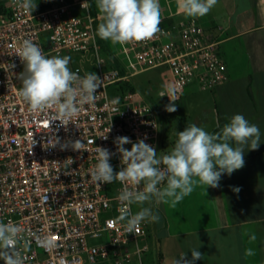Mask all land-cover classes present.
Listing matches in <instances>:
<instances>
[{
    "label": "built area",
    "instance_id": "2783aa9c",
    "mask_svg": "<svg viewBox=\"0 0 264 264\" xmlns=\"http://www.w3.org/2000/svg\"><path fill=\"white\" fill-rule=\"evenodd\" d=\"M83 3L88 7L82 8ZM99 23L89 0H36L31 14L16 0L0 7V221L24 229L17 244L24 264H129L132 255L139 257L146 249L139 246L146 223L137 233H127L117 222L121 207L117 196L124 185L97 184L89 175L97 163L96 147L109 149L114 172L121 169L117 137H128L132 143L144 140L159 151L156 109L140 92L120 86L138 74L165 67L178 89L176 103L191 84L210 92L228 81L218 41L195 18L161 22V32L154 38L117 43L119 55L111 56L98 40ZM23 39H32L49 57L92 55L96 68L92 73L103 86L97 89L96 102L84 105L67 126L50 122L55 109L32 112L20 99L18 77L24 64L16 53ZM164 90L159 89L157 96ZM116 98L119 103H111ZM159 98L170 103L167 96ZM54 138L59 143L51 147ZM78 139L87 150L61 149ZM132 143L123 147L131 150ZM69 158L74 161L70 166ZM47 237H52L51 246L43 243ZM129 244L133 252L123 249Z\"/></svg>",
    "mask_w": 264,
    "mask_h": 264
},
{
    "label": "clouds",
    "instance_id": "9594fccd",
    "mask_svg": "<svg viewBox=\"0 0 264 264\" xmlns=\"http://www.w3.org/2000/svg\"><path fill=\"white\" fill-rule=\"evenodd\" d=\"M217 2L178 0V8L186 17L198 18L206 15ZM16 3L30 14L36 8V0H16ZM96 6L102 20L97 35L114 45L146 42L161 32L162 10L159 0H96ZM81 7L86 8L88 5L83 3ZM16 54L24 64V71L18 77L21 81L18 95L30 111L39 113L55 109L56 115L50 122L59 121L61 125L67 126L84 105L96 102L97 89L103 86V80L92 72L80 76L78 72L72 71L69 67L70 56H46L32 39H23ZM177 91V87L170 83L160 93L159 97L169 98L170 103L165 106V111L169 113L177 110ZM111 103H119L118 98ZM260 141L259 126L250 123L242 114L233 115L214 134L195 124L189 125L178 132L172 151L159 158L156 150L144 140L132 143L128 137H117L115 143L121 156V169L114 172L110 164L113 153L109 149L96 147L97 163L90 169L89 175L97 184L119 181L124 185L117 196L121 204L117 222L123 223L127 233H137L142 223H158L160 219L151 207H143L144 204H151L155 200L175 208L197 186L219 187L223 174L230 176L244 167L245 148L256 150ZM35 143L34 140L32 146ZM58 143V139H51V147ZM128 143H132L131 150L123 147ZM69 147L73 151L87 150L79 139L61 145L62 150ZM72 163V158L67 159L69 166ZM141 183L143 189L138 190L136 186ZM233 191L238 193L240 189L234 188ZM133 204L141 206L136 213L131 211ZM23 231L18 224L0 221V259L4 264H24V258L17 248L23 239ZM256 239L254 233L249 235V243ZM43 243L51 246L52 237H47ZM255 254L253 249L246 248L244 258ZM191 256L192 259L188 260L183 254L173 264H194L196 260L203 259V254L196 248L191 249Z\"/></svg>",
    "mask_w": 264,
    "mask_h": 264
},
{
    "label": "crops",
    "instance_id": "0c3cea01",
    "mask_svg": "<svg viewBox=\"0 0 264 264\" xmlns=\"http://www.w3.org/2000/svg\"><path fill=\"white\" fill-rule=\"evenodd\" d=\"M6 3L0 0V7ZM159 3L164 23L191 18L178 8V0ZM93 5L100 16L96 0ZM195 19L218 41L228 81L200 96L187 92L196 84L183 92L178 102L187 127L195 124L214 134L233 115L242 114L259 126L261 141L256 150L245 148L244 167L230 176L223 174L219 187L197 186L175 208L155 200L144 204L160 219L145 222L146 236L141 239L146 249L141 255L153 246L157 264H173L183 254L191 260V249L196 248L203 259L194 264H264V0H218L206 15ZM170 83L168 80L160 89ZM159 120L162 143L167 124ZM131 207L136 213L141 206ZM253 233L257 239L249 243ZM246 248L256 254L245 259Z\"/></svg>",
    "mask_w": 264,
    "mask_h": 264
},
{
    "label": "rangeland",
    "instance_id": "374dc122",
    "mask_svg": "<svg viewBox=\"0 0 264 264\" xmlns=\"http://www.w3.org/2000/svg\"><path fill=\"white\" fill-rule=\"evenodd\" d=\"M93 15V13H92ZM94 18L100 17L98 14L93 15ZM100 17V23H101ZM106 44L110 51L113 54H118V49L116 48V44L114 45L110 40H106ZM70 67L72 69H79L83 72H94L95 71V63L92 55L90 53L84 54H75L70 55ZM108 62L104 65V67H108ZM170 73L167 68L162 67L159 69L149 70L138 74L130 79V83H128V87H133L138 92H143L145 94L146 99L154 105L156 112L159 118L162 120L163 125L167 124L165 138L162 140L159 151L157 153V157H162L163 155L169 154L174 148L175 142L178 139V132L187 127V119L184 118L181 114V106L182 103L176 102V111L169 113L165 111V106L169 103L157 97V91L163 87L165 82L170 80ZM145 90V92H144ZM187 92H191L196 96L202 95L201 90L198 89L197 86L191 85ZM149 98L151 100H149ZM189 102V101H187ZM174 118V121H171V118ZM170 122V125H169ZM213 134V133H210ZM143 241L139 240V246L142 247ZM123 249H128L130 252L134 251V246L129 244L128 246H124ZM157 252L153 246L148 248V251L139 257L133 256L131 262L129 264H157Z\"/></svg>",
    "mask_w": 264,
    "mask_h": 264
},
{
    "label": "trees",
    "instance_id": "16d2710c",
    "mask_svg": "<svg viewBox=\"0 0 264 264\" xmlns=\"http://www.w3.org/2000/svg\"><path fill=\"white\" fill-rule=\"evenodd\" d=\"M89 2H90V5H91V10H92L93 15H96L97 12H96L95 7L93 5V0H89ZM97 28H98V25L96 27V32H97ZM98 40H99L100 44L102 45V48H103L105 54L108 55V56H111L112 53H111L110 49L108 48V46L106 44V40H102L99 36H98ZM120 89L121 90H124V89L133 90L131 87H128V83H124L123 85H121Z\"/></svg>",
    "mask_w": 264,
    "mask_h": 264
}]
</instances>
